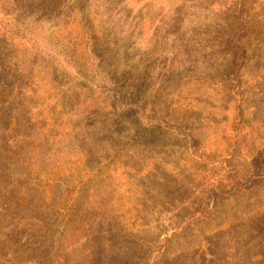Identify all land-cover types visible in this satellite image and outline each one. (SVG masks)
I'll return each instance as SVG.
<instances>
[{
  "label": "rangeland",
  "instance_id": "374dc122",
  "mask_svg": "<svg viewBox=\"0 0 264 264\" xmlns=\"http://www.w3.org/2000/svg\"><path fill=\"white\" fill-rule=\"evenodd\" d=\"M0 45V264H264V0H0Z\"/></svg>",
  "mask_w": 264,
  "mask_h": 264
},
{
  "label": "trees",
  "instance_id": "16d2710c",
  "mask_svg": "<svg viewBox=\"0 0 264 264\" xmlns=\"http://www.w3.org/2000/svg\"><path fill=\"white\" fill-rule=\"evenodd\" d=\"M2 50H3V47L0 45V58L2 56ZM90 57L93 58L92 55ZM0 80H2L1 75H0ZM4 129H6V128L3 127L1 129V133H3ZM71 193H72V191H71ZM60 204H62V205L56 204L55 206H53L54 207L53 208V214H52L53 218H49V220L44 219L46 225H48V227L46 229L47 233L54 232L59 228H62V230H64L67 228V226L69 224H74L75 221H77V220H73V217H71L72 209L75 205V202L68 203V199L66 198ZM48 206H50V204Z\"/></svg>",
  "mask_w": 264,
  "mask_h": 264
}]
</instances>
